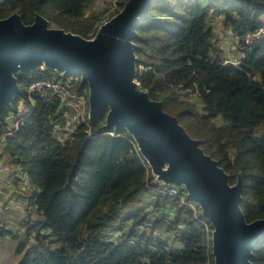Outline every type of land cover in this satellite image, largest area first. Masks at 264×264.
Wrapping results in <instances>:
<instances>
[{
    "label": "trees",
    "instance_id": "1",
    "mask_svg": "<svg viewBox=\"0 0 264 264\" xmlns=\"http://www.w3.org/2000/svg\"><path fill=\"white\" fill-rule=\"evenodd\" d=\"M97 1L0 0V19L17 12L31 24L39 13L53 27L92 38L127 2L117 0L110 12ZM219 26L236 35L239 60L223 56ZM137 31L141 88L200 140L231 184L242 173L246 220L264 217V0H155ZM16 76L20 91L0 132L33 83L64 90L52 101L31 94L33 112L2 144L20 170L11 188L27 198L21 220H7L25 226L24 234L0 220V237L25 236L18 264H214L211 223L183 188L164 192L175 185L156 181L125 129H102L108 107L92 120L86 112V123L74 119L71 95L88 88L80 78L43 65ZM251 261L264 264V239Z\"/></svg>",
    "mask_w": 264,
    "mask_h": 264
},
{
    "label": "water",
    "instance_id": "2",
    "mask_svg": "<svg viewBox=\"0 0 264 264\" xmlns=\"http://www.w3.org/2000/svg\"><path fill=\"white\" fill-rule=\"evenodd\" d=\"M154 2L127 0L93 38L53 27L39 13L31 24L17 12L0 19V121L20 91L17 74L44 65L64 77L80 76L81 87L89 89V119L108 107L102 129H125L156 181L183 188L200 207L213 227L214 264H253V251L264 239V217L246 220L242 173L231 184L200 140L137 81V28Z\"/></svg>",
    "mask_w": 264,
    "mask_h": 264
},
{
    "label": "rangeland",
    "instance_id": "3",
    "mask_svg": "<svg viewBox=\"0 0 264 264\" xmlns=\"http://www.w3.org/2000/svg\"><path fill=\"white\" fill-rule=\"evenodd\" d=\"M105 6H108L111 12L116 9L117 0H98L95 3V7H97L98 10ZM218 32L219 44L222 47L225 59L232 62H235L237 59L239 60L241 58V52L239 50L237 51V39L234 32L223 26L218 27ZM78 111L81 113L84 109L82 111L78 109ZM79 112L73 113L72 116L76 118ZM19 172L20 170L10 163L7 153H5L2 146H0V220H5V228L9 227L13 231L22 232L24 234L25 226L19 229L20 224L17 225V221L21 220L22 215H24L25 208L23 205H26L27 198L19 194L17 195V191L11 188V185L15 182L14 177ZM8 198L11 200V203L4 204L5 200ZM13 217L16 218L17 221L14 222L15 224L11 227L10 224H8L10 222H7V220H13ZM24 240V235L13 236L8 234L4 237H0V264H18L23 258V253H18L17 249ZM32 243L33 237L30 238L29 243L26 245V249Z\"/></svg>",
    "mask_w": 264,
    "mask_h": 264
},
{
    "label": "built area",
    "instance_id": "4",
    "mask_svg": "<svg viewBox=\"0 0 264 264\" xmlns=\"http://www.w3.org/2000/svg\"><path fill=\"white\" fill-rule=\"evenodd\" d=\"M106 21H104V23ZM249 40L250 38H248V41ZM43 68L44 67H42V69ZM77 77L78 76H76V78ZM57 91L62 92L64 90L60 85L53 84L50 81H38L33 83L29 89V99L20 102L17 113H12L10 115L11 123L8 125V129L0 132V146H2L3 142H5L7 138L19 128V125L33 112L35 107V99H33L31 94H38L41 98H44L45 101H52L53 96ZM87 92L89 93V89L85 88L83 91L84 94L78 95L75 93L71 95V97L75 99L73 103V106L77 108L75 112H79L78 109L81 111L84 109V111L81 113L79 112L77 117L74 119L78 121V119L81 118L85 123L87 120H85L84 115L87 112L88 117L89 110L88 99L86 98ZM164 192L168 195H177L179 193V189L176 186H172L169 189H166ZM193 209L195 210L194 206ZM206 264H210V262L208 261Z\"/></svg>",
    "mask_w": 264,
    "mask_h": 264
},
{
    "label": "clouds",
    "instance_id": "5",
    "mask_svg": "<svg viewBox=\"0 0 264 264\" xmlns=\"http://www.w3.org/2000/svg\"><path fill=\"white\" fill-rule=\"evenodd\" d=\"M108 20H109V19H108ZM96 31H97V30H96ZM96 31H95V33H96ZM94 35H95V34H94ZM93 37H94V36H93ZM93 37H92V38H93ZM43 66H44V65H43ZM78 77L80 78V76H78Z\"/></svg>",
    "mask_w": 264,
    "mask_h": 264
}]
</instances>
